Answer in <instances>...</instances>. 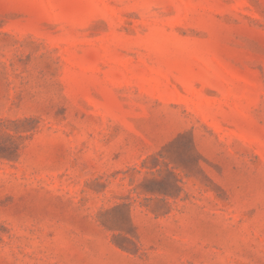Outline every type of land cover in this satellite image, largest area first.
Instances as JSON below:
<instances>
[{"label":"rangeland","instance_id":"1","mask_svg":"<svg viewBox=\"0 0 264 264\" xmlns=\"http://www.w3.org/2000/svg\"><path fill=\"white\" fill-rule=\"evenodd\" d=\"M0 264H264V0H0Z\"/></svg>","mask_w":264,"mask_h":264}]
</instances>
